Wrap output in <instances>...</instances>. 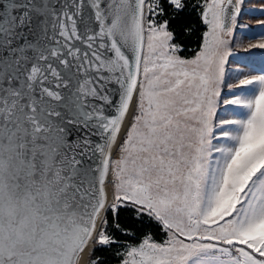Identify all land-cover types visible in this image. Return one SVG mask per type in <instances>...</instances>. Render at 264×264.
I'll use <instances>...</instances> for the list:
<instances>
[{"label":"snow or ice","instance_id":"6c2138e0","mask_svg":"<svg viewBox=\"0 0 264 264\" xmlns=\"http://www.w3.org/2000/svg\"><path fill=\"white\" fill-rule=\"evenodd\" d=\"M240 2L0 0V264H264Z\"/></svg>","mask_w":264,"mask_h":264},{"label":"rangeland","instance_id":"374dc122","mask_svg":"<svg viewBox=\"0 0 264 264\" xmlns=\"http://www.w3.org/2000/svg\"><path fill=\"white\" fill-rule=\"evenodd\" d=\"M229 40L232 53L225 65L222 99L231 98L233 93L241 94L242 89H229L228 84L238 83L244 75L264 74V49L249 47L250 44L258 45L264 42V0H241L240 11ZM233 109L237 112L244 111L240 106L221 103L218 115L232 118Z\"/></svg>","mask_w":264,"mask_h":264},{"label":"trees","instance_id":"16d2710c","mask_svg":"<svg viewBox=\"0 0 264 264\" xmlns=\"http://www.w3.org/2000/svg\"><path fill=\"white\" fill-rule=\"evenodd\" d=\"M123 218H126V215H125V216H122V219H123Z\"/></svg>","mask_w":264,"mask_h":264}]
</instances>
